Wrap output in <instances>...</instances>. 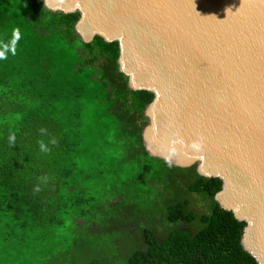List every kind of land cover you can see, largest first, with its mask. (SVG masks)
I'll use <instances>...</instances> for the list:
<instances>
[{
  "label": "trees",
  "instance_id": "1",
  "mask_svg": "<svg viewBox=\"0 0 264 264\" xmlns=\"http://www.w3.org/2000/svg\"><path fill=\"white\" fill-rule=\"evenodd\" d=\"M80 17L44 0H0V42L16 49L0 60V264H23L46 243L40 264H259L243 243L247 221L216 199L223 180L148 152L145 109L155 93L130 87L119 41H85L75 29ZM98 105L122 149L117 161L131 164L125 175H108L92 148L105 138ZM139 171L158 189L154 200L168 199L164 207L132 200L146 191L139 186L116 199L123 193L113 181L125 189ZM22 248L19 262L13 250Z\"/></svg>",
  "mask_w": 264,
  "mask_h": 264
},
{
  "label": "water",
  "instance_id": "2",
  "mask_svg": "<svg viewBox=\"0 0 264 264\" xmlns=\"http://www.w3.org/2000/svg\"><path fill=\"white\" fill-rule=\"evenodd\" d=\"M44 2L55 11L79 10L75 29L85 41L96 34L119 41L130 87L155 93L145 109V143L157 152L178 137L192 156L148 150L182 167L206 162L199 173L223 180L216 199L224 191L231 197L232 208L221 205L247 221L244 236L255 243L248 250L264 264V0Z\"/></svg>",
  "mask_w": 264,
  "mask_h": 264
},
{
  "label": "rangeland",
  "instance_id": "3",
  "mask_svg": "<svg viewBox=\"0 0 264 264\" xmlns=\"http://www.w3.org/2000/svg\"><path fill=\"white\" fill-rule=\"evenodd\" d=\"M78 34L79 35H82V32L78 31ZM103 110H104V112H103ZM97 111H98L97 112L98 113V116L100 117V119L98 121L99 123H97V127L99 129H100V126H103V128H105V129H102V131H101L102 136L105 137V138L98 139L97 140V143L95 144V146H92L93 150L96 151L95 154L97 156H99L98 163H100L101 164V167H104V169L109 170L108 171V173H109L108 175H111L110 174L111 172L120 173L121 175L122 174L125 175L126 173L130 172V170L128 169V167H131V164H128V163L121 164V163H119L117 161L122 156V152L120 151L121 148H118V150H116L114 148L117 145H116L115 140H112V137H113V134H112L113 133L112 132V126H111V130L108 129L109 126L107 127V125H108V122H106L107 113H106L104 107H102L101 105H98ZM146 116L148 117V123L145 126H147L148 124L151 123L150 122L151 121L150 115L147 114ZM143 139H144V137H143ZM151 139H153V141L155 140V138H153V136H152V133H151ZM101 142H103L105 144L106 149H101V147H100V143ZM177 142H179V138L178 137H176L175 138V141H172L170 144L173 145L174 143H177ZM145 146L148 147L151 150L153 149V148H151L149 146V143H145ZM184 147H186L185 142L183 143V148ZM99 148H100V150H99ZM125 148H126V146H125ZM148 148H147V150H148ZM99 151H101V154H99ZM152 151H154V150H152ZM148 152L151 155H154L149 150H148ZM154 153L160 154V152H158V151L157 152L154 151ZM157 157H159V156H157ZM87 158H89V159L92 160L91 155L90 156H87ZM160 158H162V157H160ZM162 159H164V158H162ZM179 159L181 160V158H179ZM116 163L118 165H116ZM194 163L197 164V170L199 169L198 172L199 171H203V165H202L203 162H202V160L196 159V161ZM139 172L140 173H136V174H134V176L130 177V182L128 183V186L129 187H127L125 189L122 188V185H123L122 183L123 182L121 180L118 181V182L113 181V182H115V183H113V184H115V187L114 188L117 187V188L121 189V192L123 193V196L116 195V199H118L120 197H125L126 195H130L131 194L130 192H132L135 188H137L139 186V189H138L139 192H141L140 191L141 189H144V191L145 190L146 191L139 197V199L136 198V192H134L135 194H134L132 200H134L136 202H141L143 205L148 206V207H151L153 209H157V208L164 207L165 201H167L168 199L167 198H159V199L154 200V196H152L150 194H151V192L158 191V189L156 188V186L152 187V185H150V182L147 181L146 176L143 174L142 171H139ZM165 184H166V182H163V186H165ZM111 191L112 192H110L109 194H113V193H116L117 192V191H114V190H111ZM163 191H165V190H163ZM236 191L237 190H234L233 189V191L231 190V193L234 196L237 197V195L235 194ZM103 194H107V193H103ZM103 194H100V195H103ZM153 195H155V193ZM226 195H227L226 198H224V197H218L217 199L224 206H228L229 208H232V202H230L231 197L228 194H226ZM190 197L193 199V202H194L195 206L198 209H203L202 208V206H203L202 205V198L200 196H198L196 194H192ZM128 200H129V198H128ZM154 201L159 203L157 205V207L153 204ZM240 201H241V204L243 206L245 205V207H246V205L247 206H251L250 205L251 204L250 203V199H248L247 197L242 196L240 198ZM80 222H81V220H80ZM243 243H244V245H245V247L247 249L253 251V247H254L255 243H254L251 235L250 236L249 235H245L244 238H243ZM49 247H51V245H49V243H46V244L41 245V246H37L36 249H35V255L32 258H25L23 260V262H24L23 264H40L41 261H42V259L46 256V253L45 252L47 251V249ZM13 254L14 255H18L19 262H22V256L23 255H26L27 253L24 254L23 248H22V250L20 249L19 251L13 250ZM69 257H70L69 260L75 259V257L73 255H71V254H70Z\"/></svg>",
  "mask_w": 264,
  "mask_h": 264
},
{
  "label": "bare ground",
  "instance_id": "4",
  "mask_svg": "<svg viewBox=\"0 0 264 264\" xmlns=\"http://www.w3.org/2000/svg\"><path fill=\"white\" fill-rule=\"evenodd\" d=\"M156 112H157L156 107H153L152 114L154 116L157 115ZM152 136L156 140V137H157V129L156 128H153ZM182 141L183 140H180L179 142L174 143L173 145L172 144H168V146H164V147L161 146L160 149L164 150V151H167V152H170V153H173L175 155L182 156V157H185L187 154L192 156L191 153H188V152H186L184 150V148H183V143L184 142H182ZM202 158H203V160H205L206 157L204 155H202ZM205 165H206V162L203 163V167H205ZM226 194H227V192H226ZM245 215H248V216L252 217V221L254 220V217L252 216V213H250V214L247 213Z\"/></svg>",
  "mask_w": 264,
  "mask_h": 264
},
{
  "label": "clouds",
  "instance_id": "5",
  "mask_svg": "<svg viewBox=\"0 0 264 264\" xmlns=\"http://www.w3.org/2000/svg\"><path fill=\"white\" fill-rule=\"evenodd\" d=\"M18 31H19L18 29H15V30L13 31V40H14L16 43H18V40H19ZM7 51H11V53H12L13 55L16 54V49H15V47H12V46H10V45H3L2 42H0V60L7 59V56H6V54H5ZM41 131L43 132V131H45V130L42 129ZM9 139H10V142H12V143L15 142V137H14V136H10ZM53 142H54V141H53ZM39 146H40V150H41L42 152H48V151H50V149L48 148V146H47L43 141H40V142H39ZM168 162H169V164L171 163V161H168ZM35 190H36V191H39V187H37Z\"/></svg>",
  "mask_w": 264,
  "mask_h": 264
}]
</instances>
